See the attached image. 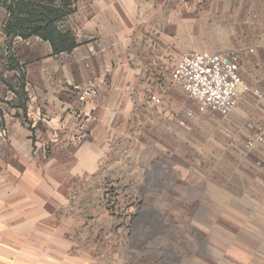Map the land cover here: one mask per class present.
I'll return each instance as SVG.
<instances>
[{"label":"rangeland","instance_id":"obj_1","mask_svg":"<svg viewBox=\"0 0 264 264\" xmlns=\"http://www.w3.org/2000/svg\"><path fill=\"white\" fill-rule=\"evenodd\" d=\"M212 2L193 5L201 17L186 21L181 42L241 53L251 92L228 115L184 120L195 105L170 73L176 58L188 52L176 58L171 52L164 67L147 69L153 79L138 85L145 99H162L154 121L139 116L123 124L115 141L89 149L88 163L73 164L72 176L58 167L38 179L50 194L43 205L45 226L23 228L17 233L23 243L0 244L10 255L0 264H264V146L247 148L255 133L264 135V109L252 94L264 90V82L256 83L259 72L251 66L262 62L264 68V57L245 51L264 43V7L257 3L249 10L244 0ZM6 17L0 0V153L12 134L8 126L28 123L13 114L26 105L25 68L15 58L20 38L3 32ZM30 134L45 160L59 154L55 137L42 127ZM11 183L16 187L19 181ZM45 254L51 258L41 259Z\"/></svg>","mask_w":264,"mask_h":264},{"label":"crops","instance_id":"obj_2","mask_svg":"<svg viewBox=\"0 0 264 264\" xmlns=\"http://www.w3.org/2000/svg\"><path fill=\"white\" fill-rule=\"evenodd\" d=\"M200 1L75 0L76 10L63 21L76 42L70 52L54 54L48 42L36 37L16 39L15 58L25 68L27 98L24 110L13 109V114L17 112L28 123L15 120L8 126L9 136L12 134L0 153V244L23 243L17 234L23 228L45 226L41 223L43 205L50 194L48 189L42 190L38 179L48 178L51 169L58 167L65 176H72L73 164L88 163L89 149L109 145L121 133L123 124L130 126L139 116L154 121L153 112H160L162 99L155 94L145 99L141 88L147 84L146 79L154 77L147 69L156 63L164 67L171 52L176 58L181 51H205L196 49L194 43L181 42L186 21L201 17L193 6ZM244 1L249 10L257 3L264 7V0ZM232 2L213 0L212 4ZM263 17L264 8V22ZM263 45L246 48V54L264 57L260 51ZM250 49L255 55L249 53ZM237 54L240 76L249 84L242 54ZM251 66L259 72L256 83L264 82L262 62ZM140 79L143 85L138 88ZM91 90L93 95H87ZM152 96L158 97L160 104L152 103ZM39 127L51 139L55 137V146L60 149L48 160L31 140V130ZM11 180L19 184L13 187ZM13 228L16 234L11 235ZM9 256L8 251H0V259L8 260ZM35 257L39 258L37 254Z\"/></svg>","mask_w":264,"mask_h":264},{"label":"built area","instance_id":"obj_3","mask_svg":"<svg viewBox=\"0 0 264 264\" xmlns=\"http://www.w3.org/2000/svg\"><path fill=\"white\" fill-rule=\"evenodd\" d=\"M260 51L264 55V45ZM249 53L255 55L253 49ZM239 71L237 53L191 51L183 54L170 75L172 81L183 91L185 98L195 105L194 112L185 111L184 120L193 119L196 115L230 114L237 107L241 95L250 91ZM252 94L257 104L264 109V90L255 89ZM150 101L160 104V99L156 96H152ZM255 145L264 146L262 133H255L247 142L249 149Z\"/></svg>","mask_w":264,"mask_h":264},{"label":"trees","instance_id":"obj_4","mask_svg":"<svg viewBox=\"0 0 264 264\" xmlns=\"http://www.w3.org/2000/svg\"><path fill=\"white\" fill-rule=\"evenodd\" d=\"M1 5L7 15L3 26L7 38H39L50 44L54 54L76 46L73 34L61 27L76 10L75 0H1Z\"/></svg>","mask_w":264,"mask_h":264}]
</instances>
